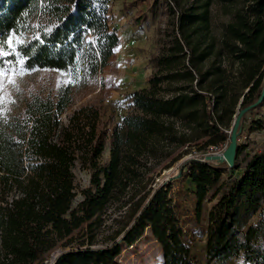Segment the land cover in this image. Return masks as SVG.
<instances>
[{"label": "trees", "instance_id": "16d2710c", "mask_svg": "<svg viewBox=\"0 0 264 264\" xmlns=\"http://www.w3.org/2000/svg\"><path fill=\"white\" fill-rule=\"evenodd\" d=\"M169 1L174 27L151 59L148 86L128 94L131 106L120 123L107 128L96 105L79 106L64 122L71 84L55 96H33L24 115L0 112V264H120L121 251L146 231L160 245L159 264L193 263L172 183L156 179L184 158L185 147L204 138L206 145L230 143L228 128L238 110L261 96L264 0ZM112 2L0 0V43L18 53L0 55V69L96 76L120 44L111 27ZM216 5L232 16L220 37L212 32ZM107 142L109 158L103 160ZM244 150L238 141L232 167L198 157L179 164L194 184L196 218L205 200L213 203L205 233L209 262L228 264L241 256L242 264H264V151L243 161ZM78 167L90 179L73 206ZM231 169L243 170L226 176ZM137 185L141 194L130 199V223L111 243L95 246L98 214ZM86 227L82 236L88 237L68 247L74 232ZM59 244V255L45 263Z\"/></svg>", "mask_w": 264, "mask_h": 264}, {"label": "rangeland", "instance_id": "374dc122", "mask_svg": "<svg viewBox=\"0 0 264 264\" xmlns=\"http://www.w3.org/2000/svg\"><path fill=\"white\" fill-rule=\"evenodd\" d=\"M173 3L169 0H113L111 12V27L120 37V44L116 47L115 55L108 67L92 78L83 72L69 74L64 71L51 69H25L5 67L0 71V112L20 113L24 115L25 106L33 96H55L61 87L73 86V101L62 115L64 122L79 106L96 105L103 115L107 128L120 123L128 113L131 102L128 94L141 87L148 86L147 79L155 67L151 59L161 52L167 41V34L174 27L175 17L170 12ZM212 32L217 37L222 35L224 25L231 17L225 14L221 5L214 6ZM10 81H14L15 84ZM234 123V122H233ZM228 128L231 132L233 128ZM243 127L238 141L245 150L241 160H246L255 152L264 151V104L250 109L244 115ZM259 126V127H258ZM204 138L201 143L185 147L187 154L173 166L161 170L156 183L168 180L172 183V196L177 215L185 229L186 240L193 250L192 264H217L207 261L206 230L209 219L208 212L212 202L205 200L200 220L196 218L197 198L194 184L186 174L179 173V164L188 157L204 159L207 154L222 153L229 142L206 145ZM103 155V160L109 158V142ZM243 169L229 170L226 174L240 175ZM76 189L89 184V173L82 168L75 169ZM155 186V184L153 185ZM138 185L128 189L127 193L114 199L97 217V224L93 232L94 245H106L112 239L119 237L121 231L130 223L132 207L130 199L136 194V200L141 191ZM81 193L77 195L73 206H76ZM87 227L74 232L69 239L68 247L76 246L88 234L82 236ZM64 247L59 244L46 254L45 263H50L59 255ZM117 260L120 264H159L162 251L157 240L150 231L135 244L124 248ZM228 264H242V257L233 259Z\"/></svg>", "mask_w": 264, "mask_h": 264}, {"label": "water", "instance_id": "95a60500", "mask_svg": "<svg viewBox=\"0 0 264 264\" xmlns=\"http://www.w3.org/2000/svg\"><path fill=\"white\" fill-rule=\"evenodd\" d=\"M261 96L259 97V99L252 105H249L248 107L242 108L240 110H238V113L236 114V117L234 119V123H233V128L231 131V135H230V143L229 145L226 147V149L219 154H207L205 155V159L207 160H215L218 163H226L229 167L234 166L235 164V159H236V150H237V146H238V136L242 130L243 124L242 123V119L244 117V115L249 112L250 109H252L253 106L258 105L260 103H262L264 101V82H263V87H262V91H261Z\"/></svg>", "mask_w": 264, "mask_h": 264}, {"label": "snow or ice", "instance_id": "6c2138e0", "mask_svg": "<svg viewBox=\"0 0 264 264\" xmlns=\"http://www.w3.org/2000/svg\"><path fill=\"white\" fill-rule=\"evenodd\" d=\"M37 39H39V38H37ZM15 43L16 44H23L24 41L21 40V39H17L15 41ZM12 46H13V40L9 39L7 41V47H12ZM4 47H5L4 44L0 43V55H18V53L16 52V49L15 48H13L12 52L9 53V52H6V51L3 50ZM17 62L23 63V58L21 57ZM0 71H2V69H0ZM10 82L13 83V84H15L14 81H10Z\"/></svg>", "mask_w": 264, "mask_h": 264}, {"label": "built area", "instance_id": "2783aa9c", "mask_svg": "<svg viewBox=\"0 0 264 264\" xmlns=\"http://www.w3.org/2000/svg\"><path fill=\"white\" fill-rule=\"evenodd\" d=\"M204 158H205V156H204Z\"/></svg>", "mask_w": 264, "mask_h": 264}, {"label": "crops", "instance_id": "0c3cea01", "mask_svg": "<svg viewBox=\"0 0 264 264\" xmlns=\"http://www.w3.org/2000/svg\"><path fill=\"white\" fill-rule=\"evenodd\" d=\"M147 85H148V83H147Z\"/></svg>", "mask_w": 264, "mask_h": 264}]
</instances>
